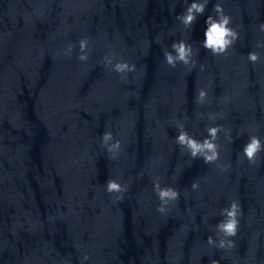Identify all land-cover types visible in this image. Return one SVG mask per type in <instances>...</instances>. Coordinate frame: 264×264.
I'll return each instance as SVG.
<instances>
[{
  "label": "clouds",
  "instance_id": "obj_1",
  "mask_svg": "<svg viewBox=\"0 0 264 264\" xmlns=\"http://www.w3.org/2000/svg\"><path fill=\"white\" fill-rule=\"evenodd\" d=\"M205 3H196L193 2L186 10V14L183 16H178V19H181L185 26H191L193 22L196 20V14H203L205 11ZM214 10L219 16V19H214L213 16H208L206 19L207 28L205 31V39L203 42V47L210 50L213 54H221L224 53L228 47L235 41L237 38V33L234 32L228 25L230 23V18L226 15H223L222 8L219 4L214 6ZM87 41L82 40L80 42L81 51L86 48ZM172 48L176 52V56H173L172 53L166 52L165 59L166 62L170 65H174L175 61L178 59L185 64L189 62V57L191 55V46L186 44L184 41H180L179 43L174 42L172 44ZM248 58L252 62H256L258 60V55L253 52L248 53ZM80 60H86V55H81L79 57ZM111 62V61H109ZM115 71L117 72H125L132 70L134 66L130 67L127 63H116ZM207 93L204 90H200L198 93V99L202 100ZM209 139H205L203 142H199L192 137H189L186 132L181 131L179 135L176 137L177 143L180 145L186 146L192 155V157H197L199 155H203L205 163H210L218 159V151L217 145L214 143L215 137L219 131L218 127L210 128L209 130ZM112 139L111 132H105L103 134V140L105 142ZM120 143L117 141L114 145L109 148V151H112L115 148H119ZM262 146L259 138L253 136L250 137L249 142L244 146L243 153L249 160H254L257 153L261 150ZM159 188V185L156 186ZM193 187H197L196 184H193ZM106 189L109 193L112 192H120L123 191L120 183L114 180H108L106 182ZM158 196L161 201L165 203L169 199H176L178 196L177 191L167 188L160 189L158 191ZM239 205L233 202L229 208L224 210L226 215V220L221 221L218 224V228L223 231L228 236H234L237 232L238 221L237 211ZM158 211L165 212L166 209L161 206L158 208ZM209 243H212L211 238H209ZM223 241H221V246H223ZM212 264H217L216 261H213Z\"/></svg>",
  "mask_w": 264,
  "mask_h": 264
}]
</instances>
